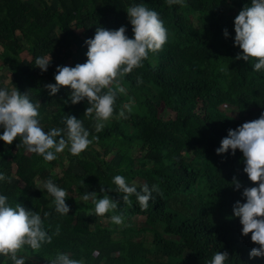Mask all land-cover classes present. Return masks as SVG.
Returning a JSON list of instances; mask_svg holds the SVG:
<instances>
[{
	"label": "trees",
	"instance_id": "1",
	"mask_svg": "<svg viewBox=\"0 0 264 264\" xmlns=\"http://www.w3.org/2000/svg\"><path fill=\"white\" fill-rule=\"evenodd\" d=\"M140 3L159 13L168 42L150 53L142 68L125 75L121 84L126 92L117 97L114 117L96 132L94 118L84 115L90 106L86 100L72 104L68 87L49 95L45 85L55 83L58 65L86 61L84 42L97 27L115 30L123 25L132 38L126 11ZM250 3L0 0V67L10 73V84L39 103L45 131L59 128L66 138L65 118L72 115L82 121L89 139L98 137L79 156L66 148L51 162L28 152L19 138L11 145L0 140V173L7 177L0 180V195L10 206L19 204L39 214L52 236L39 250L26 245L18 253L25 264H49L60 253L83 264H210L218 251L228 252L225 264H264V256L249 258L258 245L250 234H241L242 225L233 215L235 202H244L243 188L255 186L243 172V154L215 151L229 129L264 112V70L254 71L252 58L236 59L242 50L234 45V17ZM49 55L51 63L42 72L35 60ZM137 76L142 83L137 84ZM130 100L131 112L119 118ZM116 175L137 191L143 184H156L160 194L153 192L145 211L135 195L129 207L115 191ZM234 177L241 183L238 190ZM49 179L68 193L65 215L55 210L54 198L43 187ZM93 191L97 199L108 195L117 200V209L97 216L91 199L82 200ZM217 213L227 219L215 223ZM114 215L123 216V224L113 223ZM139 217L143 224L138 228ZM57 227L60 233L54 235ZM139 230L150 232L151 238L136 239ZM0 264L12 262L0 256Z\"/></svg>",
	"mask_w": 264,
	"mask_h": 264
},
{
	"label": "clouds",
	"instance_id": "2",
	"mask_svg": "<svg viewBox=\"0 0 264 264\" xmlns=\"http://www.w3.org/2000/svg\"><path fill=\"white\" fill-rule=\"evenodd\" d=\"M166 3L169 6H186L185 0H166ZM126 12L132 26V38L128 37L123 25L115 30L97 27L94 36L84 42L87 45L86 61L75 66L58 65L54 75L55 83L45 85L49 95L56 94L61 87H68L71 90L72 104L86 100L90 106L86 108L84 115L94 118L96 132L102 131L106 122L114 117L117 97L126 92L121 84L125 75L142 68L143 62L149 59V54L161 51L168 42V30L157 11L140 3L129 7ZM233 23L234 45L242 50L236 59L247 62L252 58L255 60L253 70H264V0H251L250 6H244L234 17ZM223 35L228 37L227 29L223 30ZM50 63V55L35 60V66L42 72L47 71ZM140 83L142 79L137 76V84ZM132 103L130 100L122 106L119 118H127L126 111L131 112ZM39 115V103H33L27 92L21 93L16 87L11 90L0 88V127L3 128L0 140L6 145H11L19 138L28 152L51 162L66 148L73 156H79L94 140L98 141L96 136L89 139V131L75 116L66 115L65 138L62 129L45 131L40 124ZM237 150L243 154V172L255 185L244 187L241 193L244 202L238 200L233 206V215L239 218L242 225L241 234H250L251 241L258 245L250 250L251 259L264 256V112L257 119L246 121L236 129H229L215 151L217 154L229 151L235 154ZM6 179L0 173V180ZM112 182L116 186L115 191L123 194L125 204L131 207L130 197L135 195L142 211L147 210L148 202L153 199V192L160 194L156 184L151 188L143 184L140 191H137V187L134 184L130 186L121 175L114 176ZM232 184L234 189L241 188V183L235 177ZM43 187L54 198L55 210L61 215L67 214V191L51 179L44 182ZM100 191L105 192V189L102 187ZM90 199L95 205L97 216L102 217L118 207V201L108 195L97 199L95 191L82 197L83 201ZM44 215L46 217L48 213ZM111 219L117 225L123 224V216L114 215ZM59 233L60 228L57 227L54 235ZM51 242L52 236L45 231L39 214L19 204L10 206L7 197L0 195V256L10 258L14 264H25V258L18 257V253L26 245L36 251L42 244ZM228 257V252L218 251L210 264H225ZM49 264H83V261L60 253Z\"/></svg>",
	"mask_w": 264,
	"mask_h": 264
},
{
	"label": "rangeland",
	"instance_id": "3",
	"mask_svg": "<svg viewBox=\"0 0 264 264\" xmlns=\"http://www.w3.org/2000/svg\"><path fill=\"white\" fill-rule=\"evenodd\" d=\"M53 5L56 7V5H57V2H53ZM78 63V62H77ZM1 68V67H0ZM3 70V69H2ZM4 71V70H3ZM6 73V72H5ZM1 74V73H0ZM0 76H2V75H0ZM11 78V77H10ZM10 80V79H9ZM1 82H5V80H4V77H3V80H1ZM12 88H13V86H12ZM33 103H36L37 101H36V99H30ZM166 113H169V111H166ZM227 219V216L225 217V214H223V213H220V214H213V220H214V222L215 223H217L218 221H220L221 219ZM136 222H137V224H138V228L140 227V225L141 224H143V218H141V217H139V218H137V220H135ZM142 226V225H141ZM159 230H160V232H162L163 233V229L162 228H159ZM139 233L136 235V239H141L142 237H144V236H146V239L148 238V239H150L151 238V233L150 232H148V231H144V230H139L138 231ZM11 260V259H10ZM11 262H12V264H14V262L11 260ZM39 264H42V263H39Z\"/></svg>",
	"mask_w": 264,
	"mask_h": 264
},
{
	"label": "crops",
	"instance_id": "4",
	"mask_svg": "<svg viewBox=\"0 0 264 264\" xmlns=\"http://www.w3.org/2000/svg\"><path fill=\"white\" fill-rule=\"evenodd\" d=\"M0 50H1V47H0ZM23 55H25L26 56V54H23ZM25 56H23V57H25ZM1 65V64H0ZM6 72V73H5ZM0 75H2V76H0V88H4V87H6V88H8L9 90H11V88H12V85L10 84V82H11V80H9L10 79V73H8L7 71H3L2 70V68H0ZM4 73V74H3ZM3 77H4V80H5V82L3 83V82H1V80H3Z\"/></svg>",
	"mask_w": 264,
	"mask_h": 264
}]
</instances>
